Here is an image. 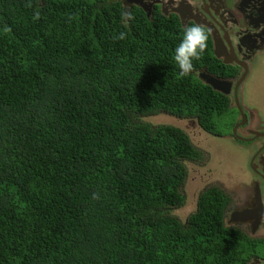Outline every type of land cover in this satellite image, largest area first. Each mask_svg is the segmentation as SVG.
I'll return each instance as SVG.
<instances>
[{
	"label": "trees",
	"instance_id": "1",
	"mask_svg": "<svg viewBox=\"0 0 264 264\" xmlns=\"http://www.w3.org/2000/svg\"><path fill=\"white\" fill-rule=\"evenodd\" d=\"M122 12L0 0V264H248L259 241L225 224L221 188L174 214L186 163L204 153L181 127L149 121L226 134L230 98L196 75L217 67L212 41L181 76L178 19Z\"/></svg>",
	"mask_w": 264,
	"mask_h": 264
},
{
	"label": "flooded vegetation",
	"instance_id": "2",
	"mask_svg": "<svg viewBox=\"0 0 264 264\" xmlns=\"http://www.w3.org/2000/svg\"><path fill=\"white\" fill-rule=\"evenodd\" d=\"M110 1L121 2L125 11L141 10L148 18H177L183 29L188 24L205 28L218 63L216 68L204 67L196 75L208 73L231 83L228 93L218 92L230 98L236 119L229 133L216 137H231L223 139L225 142L235 140V148H231L234 154L237 151L241 165L237 169L233 166L235 188L219 182L208 184L203 191L212 186L221 188L229 198L225 224L245 232L264 247V93L257 90L258 81L264 82V72L258 76L256 71L264 63V0ZM216 42L220 57L215 54ZM224 174L231 176L227 171ZM257 250L256 246L248 264H264V250L262 254Z\"/></svg>",
	"mask_w": 264,
	"mask_h": 264
},
{
	"label": "rangeland",
	"instance_id": "3",
	"mask_svg": "<svg viewBox=\"0 0 264 264\" xmlns=\"http://www.w3.org/2000/svg\"><path fill=\"white\" fill-rule=\"evenodd\" d=\"M256 71L258 72V76H260L262 72H264V63H261ZM257 90H260L259 92L261 94L264 93V82L258 81ZM234 118L236 119L235 116ZM149 121H153L156 125L171 124L181 127L189 134L193 143L204 153L201 160L195 162L187 161L186 163L188 177L183 189V192L186 195V203L183 208L174 212L175 215L182 218V220H185L191 213H193L197 207L199 194L203 191L204 187L208 186V184L214 185L223 182L228 188H235L236 173L233 166L237 169V167L241 165L237 160V151L235 150V155L231 148V146L235 148V140H227L225 142L223 139H231V137L226 136V138L219 139L211 136L204 132L194 119L176 118L169 114H160L149 119ZM232 124V118L225 116L222 118L221 128L225 133H229L231 127H233ZM226 171L231 174L230 177L224 174ZM259 245L258 242L257 251L262 254L264 247H259Z\"/></svg>",
	"mask_w": 264,
	"mask_h": 264
},
{
	"label": "clouds",
	"instance_id": "4",
	"mask_svg": "<svg viewBox=\"0 0 264 264\" xmlns=\"http://www.w3.org/2000/svg\"><path fill=\"white\" fill-rule=\"evenodd\" d=\"M122 16L132 17L129 11L122 12ZM38 18V14L37 17ZM208 34L200 24H188L183 29L181 42L175 49L174 60L181 69L180 75H188L192 69L193 58L199 59L207 48Z\"/></svg>",
	"mask_w": 264,
	"mask_h": 264
},
{
	"label": "water",
	"instance_id": "5",
	"mask_svg": "<svg viewBox=\"0 0 264 264\" xmlns=\"http://www.w3.org/2000/svg\"><path fill=\"white\" fill-rule=\"evenodd\" d=\"M218 48H219V45H218V42H216V51H215V54H216V56L220 57L221 54L218 51ZM200 78H201V80L204 83L210 85L213 89H215L217 91H220V92H222L224 94L228 93L227 88L228 87H231V83L230 82H227V81H225L223 79H220V78H218L216 76H213L211 74H208V73H202L200 75ZM243 119H244V121L246 120V115L245 114L243 115ZM243 123H245V122H243ZM235 131L236 130L234 129V133H235Z\"/></svg>",
	"mask_w": 264,
	"mask_h": 264
}]
</instances>
